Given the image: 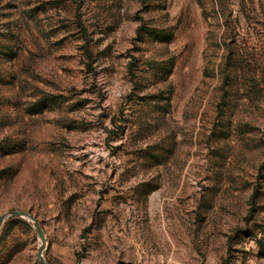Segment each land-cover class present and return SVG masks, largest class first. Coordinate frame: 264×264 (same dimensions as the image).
Returning a JSON list of instances; mask_svg holds the SVG:
<instances>
[{"label": "rangeland", "instance_id": "374dc122", "mask_svg": "<svg viewBox=\"0 0 264 264\" xmlns=\"http://www.w3.org/2000/svg\"><path fill=\"white\" fill-rule=\"evenodd\" d=\"M12 210L48 264H264V0H0Z\"/></svg>", "mask_w": 264, "mask_h": 264}, {"label": "water", "instance_id": "95a60500", "mask_svg": "<svg viewBox=\"0 0 264 264\" xmlns=\"http://www.w3.org/2000/svg\"><path fill=\"white\" fill-rule=\"evenodd\" d=\"M19 216H22V217H25L26 219H28L32 225L34 226L35 228V231L40 239V245L37 249V254H36V260L39 264H48L46 262V260H44L43 256H42V252L44 250V244H45V237H44V234H43V230L42 228L40 227V225L38 224V222L35 220V218L28 212H25V211H18V210H12L6 214H3L0 216V227L3 223V221L6 219V218H10V217H19Z\"/></svg>", "mask_w": 264, "mask_h": 264}]
</instances>
